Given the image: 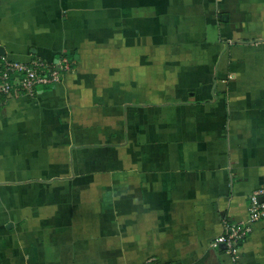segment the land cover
<instances>
[{"label":"crops","instance_id":"0c3cea01","mask_svg":"<svg viewBox=\"0 0 264 264\" xmlns=\"http://www.w3.org/2000/svg\"><path fill=\"white\" fill-rule=\"evenodd\" d=\"M0 48L73 68L0 110V264H231L212 242L264 186V0H0Z\"/></svg>","mask_w":264,"mask_h":264},{"label":"built area","instance_id":"2783aa9c","mask_svg":"<svg viewBox=\"0 0 264 264\" xmlns=\"http://www.w3.org/2000/svg\"><path fill=\"white\" fill-rule=\"evenodd\" d=\"M72 69L67 58L58 63L38 58L22 63L0 57V110L19 96H34L40 86H57ZM261 221H264V186L249 196L247 218L244 221L225 220L224 232L215 238L212 247H223L231 264H240L241 248Z\"/></svg>","mask_w":264,"mask_h":264},{"label":"water","instance_id":"95a60500","mask_svg":"<svg viewBox=\"0 0 264 264\" xmlns=\"http://www.w3.org/2000/svg\"><path fill=\"white\" fill-rule=\"evenodd\" d=\"M3 53H4L3 50L0 48V55H3Z\"/></svg>","mask_w":264,"mask_h":264}]
</instances>
